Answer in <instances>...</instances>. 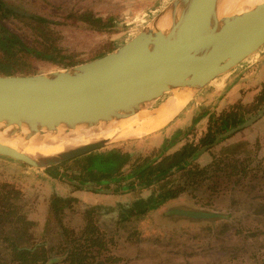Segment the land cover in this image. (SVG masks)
Returning a JSON list of instances; mask_svg holds the SVG:
<instances>
[{"label":"rangeland","instance_id":"rangeland-1","mask_svg":"<svg viewBox=\"0 0 264 264\" xmlns=\"http://www.w3.org/2000/svg\"><path fill=\"white\" fill-rule=\"evenodd\" d=\"M5 1L53 20H63L69 11L83 9H92L98 15L111 17L112 26L107 30H96L84 21L73 18L65 23H44L21 15H10L1 20L5 27L18 33L29 46L38 48L40 42L48 37L75 60H88L132 37L171 0ZM18 61L25 69L24 73L61 68L48 55L30 53ZM15 67L18 68L17 65ZM172 94L149 107L153 110ZM256 111L247 113V116ZM256 121L231 132L221 143L238 142L250 152L257 149L258 154L263 155L264 130ZM164 126L151 132L148 131L152 129L139 132L138 128H130L123 132L131 137L104 140L97 148L104 150L119 146L134 154H146L159 148L165 138L178 136L174 144L177 147L191 137V134L187 135V128L191 125L182 127L170 136L166 135ZM219 148L220 145H217L210 151L201 152L195 160L199 164H206ZM71 165L68 161L36 167L0 154V180L10 181L20 188L28 218L34 221L27 230L32 234L31 241L45 240L56 245L63 238L61 224L78 232L86 221L84 210L96 204L98 210L93 219L110 240L109 252L119 257L114 264H264V182L258 181V184L245 186L244 189L222 184L219 192L210 193L204 188L197 191L196 197L184 192L145 214L124 217L120 216L123 210L136 199L144 200L151 188L112 193L111 190L76 187L69 181ZM52 193L77 197L71 208H65L61 221L49 213Z\"/></svg>","mask_w":264,"mask_h":264},{"label":"water","instance_id":"water-1","mask_svg":"<svg viewBox=\"0 0 264 264\" xmlns=\"http://www.w3.org/2000/svg\"><path fill=\"white\" fill-rule=\"evenodd\" d=\"M219 2L171 0L132 37L99 56L45 72L0 74V126L24 124L28 130L23 136L30 137L60 124L72 127L124 117L174 88L195 91L264 44V0L226 15H219ZM163 15L169 18L167 27L159 23ZM263 112L264 105L217 134L213 143ZM104 140L35 157L0 141V154L47 167L95 149Z\"/></svg>","mask_w":264,"mask_h":264},{"label":"trees","instance_id":"trees-1","mask_svg":"<svg viewBox=\"0 0 264 264\" xmlns=\"http://www.w3.org/2000/svg\"><path fill=\"white\" fill-rule=\"evenodd\" d=\"M14 7L13 4L0 0V74L24 73L25 69L18 60L30 53L48 55L59 67L85 61L75 60L54 39L48 37L40 42L38 48L29 46L18 33L1 23L2 18L10 15L26 16L17 12ZM29 16L44 23H65L70 18L78 19L96 30H107L112 26L111 17L98 15L92 9L71 10L63 20H53L37 14ZM44 34L47 35L48 32ZM262 105L264 82L252 101L243 103L238 100L219 112L209 113L206 128L197 137L195 128L188 127L191 137L177 147L174 144L178 136H172L165 138L159 148L146 154H134L130 150L112 146L104 150L95 148L57 164L68 161L72 163L69 181L76 184V187L88 183L92 190L109 189L112 193L151 188L144 200L136 199L123 210L120 216L124 217L145 214L167 199L184 192L196 197L197 191L204 188L210 193L219 192L222 184L235 185L239 189L252 187L258 181L264 182V154L259 155L257 149L252 153L238 142L222 144L231 133L222 136L215 143L213 141L217 134L241 123L249 117L247 113ZM217 145L220 148L208 163L199 164L195 160L199 153L210 151ZM24 199L20 188L10 181L0 180V264H114L118 260V256L109 252V238L93 219L98 205L86 207V221L78 232L61 224L63 238L54 245L45 240L31 241L32 234L27 230L34 221L28 218ZM76 200L77 197L74 196L52 193L49 199L50 215L53 214L61 221L65 208H71L72 202Z\"/></svg>","mask_w":264,"mask_h":264},{"label":"bare ground","instance_id":"bare-ground-1","mask_svg":"<svg viewBox=\"0 0 264 264\" xmlns=\"http://www.w3.org/2000/svg\"><path fill=\"white\" fill-rule=\"evenodd\" d=\"M259 1L261 0H220L218 13L219 15H226L239 12L252 7ZM166 16L163 15L159 20L161 27L169 25V18ZM179 89L186 91H183L182 94L179 93L180 95L175 94L176 96L168 97L153 110L149 107L151 104L145 102L144 105L124 117H112L108 120L101 119L92 124L78 123L72 127L60 124L55 129L42 128L38 132H34L30 137L23 136V133L28 130L24 124L19 126V128H16L15 125H8L4 128L0 126V141L35 157L54 154L69 147L101 138L109 141L131 137L126 135L127 132H123L129 131L130 128H138L139 132L149 129L152 130L148 132L158 130L171 120L176 111L183 106L186 97L191 94L189 91L192 88L184 86ZM9 129H11L10 131L19 130L10 133L8 132Z\"/></svg>","mask_w":264,"mask_h":264},{"label":"crops","instance_id":"crops-1","mask_svg":"<svg viewBox=\"0 0 264 264\" xmlns=\"http://www.w3.org/2000/svg\"><path fill=\"white\" fill-rule=\"evenodd\" d=\"M263 82L264 44L202 87L193 92L189 91L191 94L189 93L190 95L186 97L183 106L164 126L166 135L170 136L182 127L191 125L195 128V136L197 137L206 128L208 115L211 111L219 112L238 100L244 103L252 101ZM184 89H176L170 96L180 95L183 91H186ZM166 96L159 97L152 105L160 102ZM256 122L264 130V112Z\"/></svg>","mask_w":264,"mask_h":264},{"label":"flooded vegetation","instance_id":"flooded-vegetation-1","mask_svg":"<svg viewBox=\"0 0 264 264\" xmlns=\"http://www.w3.org/2000/svg\"><path fill=\"white\" fill-rule=\"evenodd\" d=\"M16 8H18V9H21L20 7H18V6H16V5H14ZM21 10H23V9H21ZM23 11H25V10H23ZM18 12V11H17ZM25 12H28V11H25ZM20 13V12H19ZM29 14L27 15V14H25V13H20V14H25L26 16H29V15H31V14H33V13H30V12H28ZM82 186H86V187H88V188H90V185L88 184V183H83L82 184ZM100 190H109V189H100Z\"/></svg>","mask_w":264,"mask_h":264}]
</instances>
